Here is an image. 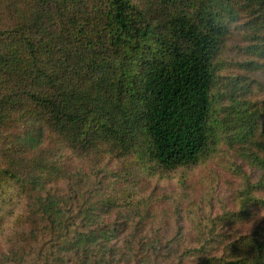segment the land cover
I'll use <instances>...</instances> for the list:
<instances>
[{
    "label": "trees",
    "instance_id": "trees-1",
    "mask_svg": "<svg viewBox=\"0 0 264 264\" xmlns=\"http://www.w3.org/2000/svg\"><path fill=\"white\" fill-rule=\"evenodd\" d=\"M233 41L244 60L230 57ZM260 75L264 0H0V244L12 254L0 264H110L118 232L135 241L122 264H142L154 243L155 264H264L263 220L220 229L264 210ZM224 139L256 171L238 210L209 227L194 218L170 262L174 235L148 228L150 187ZM89 190L103 191L94 204Z\"/></svg>",
    "mask_w": 264,
    "mask_h": 264
},
{
    "label": "rangeland",
    "instance_id": "rangeland-1",
    "mask_svg": "<svg viewBox=\"0 0 264 264\" xmlns=\"http://www.w3.org/2000/svg\"><path fill=\"white\" fill-rule=\"evenodd\" d=\"M240 46H242L241 43L233 41L229 49L230 57L236 62L245 58L242 49L239 50ZM231 67L236 72L240 71L235 64L231 65ZM259 78V82H264V75H260ZM255 97L256 99H263L262 91L258 90ZM220 101H225V99H220ZM223 135L225 136V132H223ZM226 140L221 141L222 145L217 148V151L210 159L206 158L198 164L182 166L177 170L166 173L163 177L157 175V179L150 187V192H152L151 201L154 205L151 203V218L149 219L148 228L151 232L150 235H159L160 232L164 231H168V235H174L173 239L167 240L168 248L165 249L168 256L166 259L170 262H175L177 256L184 249L186 242L190 241V228L194 226V218L208 217L204 223L208 224L207 227H209L212 223V218L227 216L229 211L238 210L240 205L238 195L246 181L244 173L247 176L252 175L256 171L246 161L245 164L243 159L237 155L238 153L234 152L235 150H230L231 145L226 143ZM82 163L83 161L78 160L74 164ZM118 164L117 161H114L112 164L113 168ZM73 171L75 170L73 169ZM75 172L78 173V171ZM260 174L261 171H259V176ZM129 186L132 187V184H129ZM60 189L62 190L63 186H60ZM141 190L140 192L137 191V193L142 196L136 198L142 197V206L147 209L150 205L148 200L150 195L147 191ZM261 191L262 189H259L258 193ZM101 192L103 191L89 190L87 193L88 199L92 200L94 204ZM142 206L136 207L133 212H125L124 219L119 220L120 224L128 223V221L133 223L132 218H139L138 216L144 211ZM176 206L180 208L178 216L174 211ZM19 208L13 210L15 214L19 211ZM114 219L115 215L104 214L102 225H112ZM261 220L264 221V210L259 209L257 210L256 219L250 224H242L237 227L224 226L220 227V229L223 232L228 231L230 233L234 232L236 228L241 231H249L252 230L256 222ZM99 222L101 221L99 220ZM217 222L221 224L226 222V219H221ZM161 226H171V228L160 230ZM121 234L118 232L116 236H111V241L107 244L108 247L110 244H115L118 247L117 251L114 249L115 255L111 258L110 264H118L114 261L115 258L121 263L129 259L130 255L136 251V249L134 250L131 247V242L135 243L132 237ZM155 246H157V243H154L151 247L144 246L141 250L140 255L146 258L142 264H155V258L148 256ZM10 250L11 247L8 244H0V261L8 259L12 255Z\"/></svg>",
    "mask_w": 264,
    "mask_h": 264
}]
</instances>
